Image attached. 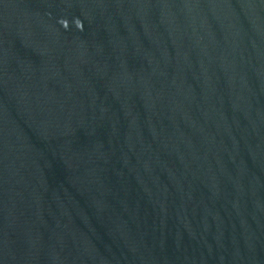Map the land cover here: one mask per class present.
I'll use <instances>...</instances> for the list:
<instances>
[{"label":"water","instance_id":"water-1","mask_svg":"<svg viewBox=\"0 0 264 264\" xmlns=\"http://www.w3.org/2000/svg\"><path fill=\"white\" fill-rule=\"evenodd\" d=\"M0 264H264V0H0Z\"/></svg>","mask_w":264,"mask_h":264}]
</instances>
